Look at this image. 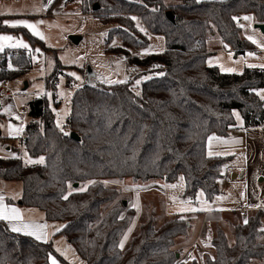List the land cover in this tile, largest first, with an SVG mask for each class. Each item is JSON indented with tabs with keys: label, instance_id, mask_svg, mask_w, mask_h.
I'll use <instances>...</instances> for the list:
<instances>
[{
	"label": "trees",
	"instance_id": "obj_1",
	"mask_svg": "<svg viewBox=\"0 0 264 264\" xmlns=\"http://www.w3.org/2000/svg\"><path fill=\"white\" fill-rule=\"evenodd\" d=\"M80 1L83 13L116 24L106 43L120 37L126 44L146 47L150 33L165 38V49L139 57L125 47L107 48V52L126 57L130 65L146 67L141 75L150 78L141 82L139 91L134 79L78 87L65 127L57 124L48 96L34 97L29 103L24 145L30 156H43L44 163L25 164L17 156L0 157V179L22 182V206L41 209L48 221L64 222L58 233L87 264H197L179 262L171 248L175 236L186 233L190 226L180 215L160 226L156 217H149L122 249L120 242L129 220L120 217L115 208L103 218L119 195L104 179L172 182L183 174L184 196L194 198L199 189L208 198L220 193L218 179L231 156H209L208 138L213 133L227 136L238 127L235 110L243 117L244 127L264 122V99L256 92L264 88V68L222 72L207 63V41L215 35L236 53L252 49L254 44L233 18L252 14L257 23H264V0ZM94 5L98 7L94 9ZM135 15L146 28L144 33L132 19ZM0 29L22 32L34 48L46 47L27 27H9L0 20ZM57 67L47 78L55 106L60 104L55 100L57 72L62 66ZM31 68L26 49L0 52V81L24 75ZM71 132L80 139L72 138ZM89 181L94 183L84 191L73 188L74 183ZM255 211L247 223L235 226L233 246L218 231L212 242L214 256L206 264H251L253 259L264 258V247L257 243L264 233L263 210ZM53 253L57 251L52 242L12 231L0 219V264H51Z\"/></svg>",
	"mask_w": 264,
	"mask_h": 264
},
{
	"label": "rangeland",
	"instance_id": "obj_2",
	"mask_svg": "<svg viewBox=\"0 0 264 264\" xmlns=\"http://www.w3.org/2000/svg\"><path fill=\"white\" fill-rule=\"evenodd\" d=\"M53 2L54 0H0L2 24L13 28L26 27L14 26L13 22L18 20L35 24L43 38L28 29L46 45V47L37 45L34 48L29 38L22 32L0 29V36L15 38L11 42L0 41L5 44L3 51L6 48H24L7 46L9 43L22 41L28 45L24 49L30 53L32 60V68L26 74L0 81V157L17 156L25 164H35L28 163L29 159L38 160L43 157L30 156L24 145V130L30 116L29 112L21 109L29 107L34 97L48 96L56 114V122L59 121L60 127H65L71 111V99L78 87L86 83L109 86L117 83L116 81L134 79V85L139 91L141 82L148 77L141 75L146 67L130 65L126 57L107 52V48L125 47L132 55L145 57V54L162 52L165 47V38L150 33H148L150 43L146 47L126 44L120 37H115L111 42L106 43L110 28L116 24L104 23L94 13H83L80 0H57L55 5ZM134 17L137 27L140 31L143 29L144 33L146 28L139 15ZM241 24L243 22H240ZM254 25L250 23L249 28L264 38V33ZM242 34L246 36L244 31ZM72 36H77L79 40L74 41ZM252 42L254 43L252 49L236 53L226 49L220 37L209 36L207 63L218 66L226 73H241L249 65H255L251 68H262L260 65H264V43ZM57 64H61L62 67L57 72L59 81L55 100L60 101V104L55 106L53 95L47 89V78H50L55 68H58ZM227 69L235 71H227ZM2 83L5 84V88L1 87ZM262 91L264 88L256 90L260 97ZM235 118L238 125L243 120L238 110H235ZM14 128L20 129L19 134L13 131ZM65 130L67 131L68 128ZM227 146L229 149L220 153L233 155L234 158L222 168V173L227 177L219 180L220 193L213 198H208L203 189H199L194 198L184 196L186 182L183 174L172 182L163 179L135 180L132 177L104 179L106 185L115 188L119 195L105 211L103 218L115 208L119 211L120 217L129 220L128 228L120 242V245L123 244L121 248L125 249L129 245L138 225L149 217H156L160 226L175 215H180V218L190 222L187 232L175 236L171 247L177 252L179 262L195 261L197 264H206V259L214 256L212 242L219 230L224 232L228 243L233 246L235 226L244 224L245 220L248 221L252 215H255V210L258 209H253L257 206L255 203L264 205V147L252 149L235 148L233 144ZM234 173L238 176L235 177ZM92 182L73 188L86 190ZM166 185H176V187H166ZM22 188L21 181L0 179V189H4L10 195L20 194ZM188 208L195 211L181 210ZM243 208L248 211L241 213ZM259 209L263 210L261 218L264 230V209ZM52 224V233H56L57 236L56 241L53 242L57 254L53 253L51 257H55L58 264H87L64 235H57L64 222ZM257 243H261L264 247V233L257 239ZM251 264H264V258L253 259Z\"/></svg>",
	"mask_w": 264,
	"mask_h": 264
},
{
	"label": "crops",
	"instance_id": "obj_3",
	"mask_svg": "<svg viewBox=\"0 0 264 264\" xmlns=\"http://www.w3.org/2000/svg\"><path fill=\"white\" fill-rule=\"evenodd\" d=\"M245 16H250V17H252V19L251 20H244L243 19V25H244L243 31L246 33V36H244V37L247 39L249 37H251V40L254 41L255 43H256V41L264 43V38L261 37L260 34H258L257 32H253L249 28L250 23H253V24L257 23L255 17L252 14L243 15V17H245ZM246 23H247V26H246ZM257 29L261 33H264L259 28H257ZM164 49H165V47H164ZM237 126L238 127L233 129L229 133V135H227V136H221V135H217L215 133L211 134L209 136V138L210 137H217L218 139L213 140L211 143V147H210L209 146V138H208V141H207L208 153L210 150L213 153L224 152V150L229 149L227 145H231V144L235 145L236 146L235 148L242 147V148H252L253 149L255 147L259 148V146L261 148L264 147V122L261 125L244 127V121L242 120V122L239 123V125H238V121H237ZM213 155H215V154H213ZM222 155H227V154H222ZM229 156H231V158L225 163V165L234 158L233 155H229ZM222 172H223V170H222ZM222 174L223 175L221 178L227 177L226 174H224V173H222ZM234 176L236 177V176H238V174L234 173ZM220 179H218V186H219V180ZM21 195H22V192L20 194H17V195H10L4 189H0V196H3V198H4L3 203L8 205L9 207H15V208L19 209L21 212V215H22V220H19V221H6V220H4L6 222V224L8 225V227L12 230L14 225L19 226L22 228V231H20L18 233L30 235L29 233L36 230L38 226L47 225L48 227L41 229V231L44 234H46V238L45 239H39V241H43V242L50 241L52 243L55 242L57 239V236L55 235L56 233L55 234L52 233L53 232L52 231L53 230L52 229V225H53L52 223L53 222L48 221L46 219L45 212L42 211L41 209L35 208V207L22 206L19 203ZM255 204L257 206H255L253 209H257V208L258 209L259 208L264 209L263 204H262L263 206H260L258 203H255ZM243 209H245V208H243ZM245 211L247 212L248 209L247 210L245 209ZM56 222H59V221H56ZM25 225H28L29 227H24ZM58 234L59 233L57 232V235ZM30 236H32L33 238L36 239L35 236H33V235H30Z\"/></svg>",
	"mask_w": 264,
	"mask_h": 264
},
{
	"label": "snow or ice",
	"instance_id": "obj_4",
	"mask_svg": "<svg viewBox=\"0 0 264 264\" xmlns=\"http://www.w3.org/2000/svg\"><path fill=\"white\" fill-rule=\"evenodd\" d=\"M132 19H136V17H132ZM233 19H236L238 20L239 18H236L234 17ZM244 20H251L252 17L250 16H245L243 17ZM5 23H8L7 21H5ZM13 25H24L26 26L27 28L31 29L37 36H41L42 37V34L39 32L37 26L35 24H32V23H29L27 21H24V20H18V21H15L13 22ZM240 27H244L243 24L240 25ZM141 31H143V29H141ZM15 38L12 37V36H7V35H3V36H0V41H4V42H11L13 41ZM249 39H251V37H249ZM7 46L9 47H24V48H27L28 45L23 43L22 41H16V43H9ZM5 47V44L4 43H0V51H3ZM249 55H252L251 53H249ZM249 67H255V65H249ZM260 67L264 68V65H260ZM227 71H235L234 69H227ZM74 75V74H73ZM150 77H145V79H149ZM110 83L112 81H109ZM116 82H121V81H116ZM137 83H139V81H137ZM261 95V98L264 99V91H262L260 93ZM237 118L239 119V114H237ZM57 124H59V121H57ZM13 131L17 134H19L20 132V129L19 128H14ZM218 139L217 137H210L209 138V146L211 147V143L213 140H216ZM209 156L215 154V155H222L224 153H213L211 150L209 151ZM28 163H44V158L43 157H40L38 160H31L29 159ZM183 179V178H181ZM94 183V182H93ZM166 187H173L175 188L176 185H166ZM81 191H84L85 189H80ZM201 196H203V193H201ZM65 199H67V197H65ZM3 196H0V219L2 220H6V221H19V220H22V215H21V212L19 209L15 208V207H9L8 205L4 204L3 203ZM182 211H195V209H191V208H188V209H181ZM245 223H247V220H245ZM24 227H29L28 225H25ZM48 227L47 225H43V226H38L36 230L30 232L29 234L30 235H33L36 237V239H45L46 238V234H44L41 229L42 228H46ZM59 230V229H57ZM12 231H15V232H20L22 231V228L19 227V226H13L12 228ZM126 239V237H125ZM120 247H123V244L120 245ZM51 264H58V261L56 260L55 257H51Z\"/></svg>",
	"mask_w": 264,
	"mask_h": 264
},
{
	"label": "water",
	"instance_id": "obj_5",
	"mask_svg": "<svg viewBox=\"0 0 264 264\" xmlns=\"http://www.w3.org/2000/svg\"><path fill=\"white\" fill-rule=\"evenodd\" d=\"M98 6L97 5H94V9H96ZM168 16L172 19L173 18V15H172V13H168ZM255 27L256 28H259L262 32H264V23H256L255 24ZM72 39L74 40V41H78L79 40V38L77 37V36H72ZM71 137L72 138H74V139H77V140H79L80 139V137H79V135L76 133V132H71ZM79 186V183H74V187H78Z\"/></svg>",
	"mask_w": 264,
	"mask_h": 264
},
{
	"label": "built area",
	"instance_id": "obj_6",
	"mask_svg": "<svg viewBox=\"0 0 264 264\" xmlns=\"http://www.w3.org/2000/svg\"><path fill=\"white\" fill-rule=\"evenodd\" d=\"M236 18H239V19H238V22H239V23H240V22H243V15H242V14H238V15L236 16ZM1 87H2V88H5V84L2 83V84H1ZM21 110L24 111V112H28V111H29V107H23ZM240 212H241V213H244V212H245V209H241Z\"/></svg>",
	"mask_w": 264,
	"mask_h": 264
}]
</instances>
